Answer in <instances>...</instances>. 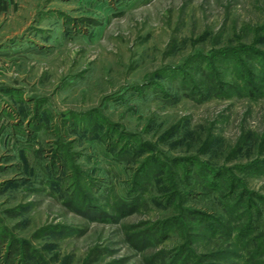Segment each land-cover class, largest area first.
<instances>
[{"label": "rangeland", "instance_id": "rangeland-1", "mask_svg": "<svg viewBox=\"0 0 264 264\" xmlns=\"http://www.w3.org/2000/svg\"><path fill=\"white\" fill-rule=\"evenodd\" d=\"M238 64L264 77V0H0V264H264V88ZM227 176L261 209L244 246L187 212L227 218Z\"/></svg>", "mask_w": 264, "mask_h": 264}, {"label": "trees", "instance_id": "trees-1", "mask_svg": "<svg viewBox=\"0 0 264 264\" xmlns=\"http://www.w3.org/2000/svg\"><path fill=\"white\" fill-rule=\"evenodd\" d=\"M261 71H263V69H261ZM238 72H240V75L242 76V78L244 77V86L247 90H249L250 93H253V91H257L258 89L260 91L264 88L262 87L264 77L261 75H259L260 77L258 75H254L253 72H251L250 69L246 67V65L243 64L242 66H240L238 64ZM255 77L257 78V80H255ZM221 85H222L221 81L218 80L216 81V84L213 87L214 88L217 86L221 87ZM190 90L192 92H196L197 89L192 86ZM201 166L202 167L199 169V172H201L204 179H206L205 181L206 184H204L206 188L209 191H215V190L221 189L222 184L218 183L217 180H220L222 177H224L225 171L208 168L206 167V165L205 166L201 165ZM255 168L259 169L261 168V166H255ZM155 169L156 167H153L151 170L154 171ZM143 172L142 173L144 174V176L149 175L148 170L144 171L143 169ZM226 178L228 182V178L230 179V177L227 176ZM228 184H230L231 186V188L229 187V189L231 190V194L227 195L226 197L227 199L233 198V201L231 202L232 203L231 205L230 204L227 205V218H225L224 215H218V214L215 215L216 213L213 214V213H209V212L201 211V210H189L187 212L191 214V217L194 219V221L199 226L205 228V230H208L214 236L216 235H225L229 237L234 236V238L237 239L236 241L238 245L244 246L243 242L244 244H247V241H249V238H250L248 237L249 236L248 232H250L254 228V223H255L254 218L257 217V219H259L262 216L261 209L258 206L253 207V205H247V206L245 204L243 205L244 198L241 197V195L243 194H238V196L236 197L237 194H236V189H235L236 188L235 179L234 180L230 179ZM221 192L224 193L223 191ZM168 200L171 203L173 202L172 198ZM137 201H140V198L135 197L131 201V204L128 202L123 204L122 209L125 210L127 208L128 209L135 208L138 205ZM251 207H253L255 211L252 212ZM236 223H239V224L241 223V225H239L240 227L237 226ZM175 227H176V230L181 229V224L177 219H174L173 221L168 220V221L163 222L162 224L160 223L156 226H153L150 230L143 232L139 236L140 243L150 245V242L154 241L157 238L162 239V240L166 239L168 238L169 233ZM260 237H264V236L257 235L256 238L253 237V239L255 238L257 240ZM263 242H264V238L262 239V242L258 244L255 250L253 251V255L259 253V251L263 249L262 248L264 247ZM196 259H197V256L194 255L192 251L189 252V254L185 256H182V253L180 251H177L175 252L174 255H172L170 261H168L167 263H163V264H189V262L191 264H198V260ZM246 264H252V263L249 261L248 262L246 261ZM255 264H258V262H256Z\"/></svg>", "mask_w": 264, "mask_h": 264}]
</instances>
